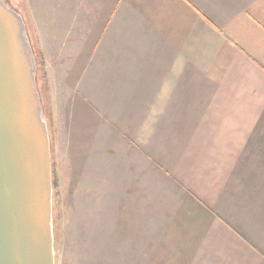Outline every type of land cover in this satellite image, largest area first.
I'll return each instance as SVG.
<instances>
[{
  "label": "crops",
  "instance_id": "0c3cea01",
  "mask_svg": "<svg viewBox=\"0 0 264 264\" xmlns=\"http://www.w3.org/2000/svg\"><path fill=\"white\" fill-rule=\"evenodd\" d=\"M74 15L69 34L77 31L84 74L94 72L115 96H152L142 110L159 120L173 96L177 106L189 97L181 110L200 122L181 154L196 185L173 174L178 182L157 189L138 168L129 229L116 233L126 241L116 252L111 246L112 257L118 264H264V241L249 237L209 194L237 202L232 191L255 190L264 176V0H79ZM155 162V172L169 176Z\"/></svg>",
  "mask_w": 264,
  "mask_h": 264
},
{
  "label": "rangeland",
  "instance_id": "374dc122",
  "mask_svg": "<svg viewBox=\"0 0 264 264\" xmlns=\"http://www.w3.org/2000/svg\"><path fill=\"white\" fill-rule=\"evenodd\" d=\"M6 1L22 13L37 57L52 153L56 264H118L111 250L126 241L116 233L129 229L127 197L136 195L133 183L141 182L138 168L147 169L145 176L150 172L157 189L176 181L173 174L196 185L181 154L200 122L181 110L189 106V97L177 106L173 96L159 120L157 112L146 117L142 110L152 96H115L96 81L94 72L84 74L77 31L69 34L79 0ZM158 160L169 176L155 172ZM260 180L255 190L232 191L237 202L222 200L210 189L209 194L214 206L249 237L264 241V176ZM137 225L134 229L140 230Z\"/></svg>",
  "mask_w": 264,
  "mask_h": 264
},
{
  "label": "water",
  "instance_id": "95a60500",
  "mask_svg": "<svg viewBox=\"0 0 264 264\" xmlns=\"http://www.w3.org/2000/svg\"><path fill=\"white\" fill-rule=\"evenodd\" d=\"M26 21L0 0V264H56L52 153Z\"/></svg>",
  "mask_w": 264,
  "mask_h": 264
}]
</instances>
